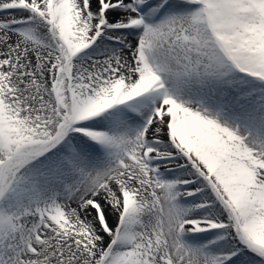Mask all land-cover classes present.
I'll list each match as a JSON object with an SVG mask.
<instances>
[{"label":"snow or ice","instance_id":"snow-or-ice-1","mask_svg":"<svg viewBox=\"0 0 264 264\" xmlns=\"http://www.w3.org/2000/svg\"><path fill=\"white\" fill-rule=\"evenodd\" d=\"M0 264H264V0H0Z\"/></svg>","mask_w":264,"mask_h":264}]
</instances>
